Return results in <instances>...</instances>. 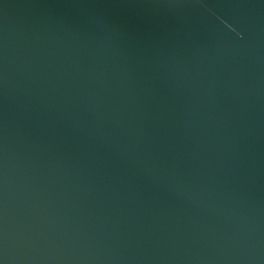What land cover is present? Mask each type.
<instances>
[{"label":"water","instance_id":"95a60500","mask_svg":"<svg viewBox=\"0 0 264 264\" xmlns=\"http://www.w3.org/2000/svg\"><path fill=\"white\" fill-rule=\"evenodd\" d=\"M0 264H264V0H0Z\"/></svg>","mask_w":264,"mask_h":264}]
</instances>
